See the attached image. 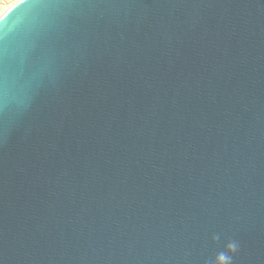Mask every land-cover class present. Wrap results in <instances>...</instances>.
Segmentation results:
<instances>
[{"label":"water","instance_id":"95a60500","mask_svg":"<svg viewBox=\"0 0 264 264\" xmlns=\"http://www.w3.org/2000/svg\"><path fill=\"white\" fill-rule=\"evenodd\" d=\"M264 264V0H23L0 18V264Z\"/></svg>","mask_w":264,"mask_h":264},{"label":"clouds","instance_id":"9594fccd","mask_svg":"<svg viewBox=\"0 0 264 264\" xmlns=\"http://www.w3.org/2000/svg\"><path fill=\"white\" fill-rule=\"evenodd\" d=\"M238 249L235 241L229 240L223 252L217 254L213 260V264H232V254Z\"/></svg>","mask_w":264,"mask_h":264},{"label":"rangeland","instance_id":"374dc122","mask_svg":"<svg viewBox=\"0 0 264 264\" xmlns=\"http://www.w3.org/2000/svg\"><path fill=\"white\" fill-rule=\"evenodd\" d=\"M23 0H0V18L3 16L9 9L18 4Z\"/></svg>","mask_w":264,"mask_h":264}]
</instances>
